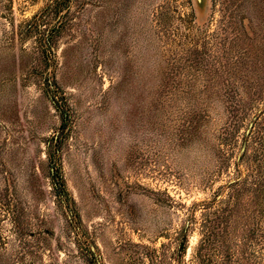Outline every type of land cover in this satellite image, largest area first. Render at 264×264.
Listing matches in <instances>:
<instances>
[{
  "label": "rangeland",
  "instance_id": "rangeland-1",
  "mask_svg": "<svg viewBox=\"0 0 264 264\" xmlns=\"http://www.w3.org/2000/svg\"><path fill=\"white\" fill-rule=\"evenodd\" d=\"M0 264H264V0H0Z\"/></svg>",
  "mask_w": 264,
  "mask_h": 264
}]
</instances>
